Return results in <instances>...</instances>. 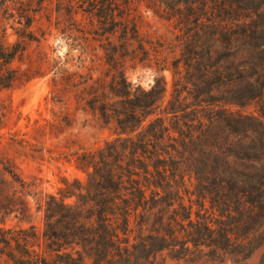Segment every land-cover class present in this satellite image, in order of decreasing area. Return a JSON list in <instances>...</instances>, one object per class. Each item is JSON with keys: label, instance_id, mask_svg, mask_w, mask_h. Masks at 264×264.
I'll return each mask as SVG.
<instances>
[{"label": "rangeland", "instance_id": "obj_1", "mask_svg": "<svg viewBox=\"0 0 264 264\" xmlns=\"http://www.w3.org/2000/svg\"><path fill=\"white\" fill-rule=\"evenodd\" d=\"M92 9L87 0H0V22L7 30L8 43H17L24 49L11 65V70L16 71L15 82L9 88H0V155L17 164L21 177L32 190L58 199L70 197L67 203L90 207L88 216L94 212L92 196L86 192L95 190L98 175L110 174L119 165L139 172V162L150 165L151 171L153 166H164L125 147L127 137L120 135L118 114L107 121L95 113L93 93L103 89L105 98L120 112L128 104L126 80L136 93L132 103L150 106L143 129L134 133V139H142L164 123L169 130L166 134L175 137L177 144L166 136L160 149L172 153L180 142L179 132L187 130L185 124L198 127L196 118L206 122L211 109L222 108L216 103L175 113L198 104L189 95L192 88L187 80L191 76L185 67L188 59L196 58V47L206 48L213 40H219V46L228 48L230 43L225 38L248 32L250 39L235 41L233 50H224L215 57L218 66L229 68L235 75L243 64L256 63V50L253 52L252 47L264 39V0H98L97 9ZM25 14L34 18L30 28L22 18ZM111 15L115 17L114 23L104 26V19ZM198 54L205 58L204 51L199 50ZM229 55L236 56L231 63L225 59ZM71 77L87 84L73 88L69 84ZM206 92V86H201L199 94ZM224 92L220 89L217 96ZM235 108L244 115L258 116L260 110L264 111V101H249ZM116 146L122 152L120 161L111 159L97 172L94 168L89 173L85 171L83 160L87 150L95 152L98 160L97 151L109 153ZM203 149L202 144H196L189 151L181 150V154H186L184 165L169 172L172 197L180 196L175 208L181 203L186 207L192 205L194 221L196 214H206V187L200 180L202 175H198L205 171L200 164ZM161 156L168 157L164 153ZM28 201L35 214L36 202L32 197ZM165 211L166 208H157L147 216L133 219V237L139 236L141 224L153 230ZM240 219L241 216L233 215L225 221L236 226ZM30 220L20 222L11 218L6 226L28 229ZM35 224L43 228L39 220ZM252 225L246 215L236 237L245 236L247 227ZM176 230L177 236L184 238L182 227L177 226ZM202 250L186 252L178 247L158 253L157 262L204 264L209 251ZM145 254L139 248L137 262H143ZM261 255L262 250L256 251L249 263L259 264ZM0 264L10 263L0 257Z\"/></svg>", "mask_w": 264, "mask_h": 264}, {"label": "trees", "instance_id": "obj_2", "mask_svg": "<svg viewBox=\"0 0 264 264\" xmlns=\"http://www.w3.org/2000/svg\"><path fill=\"white\" fill-rule=\"evenodd\" d=\"M87 1L95 11L98 0ZM22 18L27 21L28 28L32 27L34 18L29 14ZM104 21V26L111 25L115 17L107 16ZM250 38L248 32L234 33L229 40L225 38L230 43L228 48L219 46V40H213V44L206 48L197 46L194 50L196 58L187 60L186 72L191 76L187 81L192 88L189 95L198 104H190L185 111L175 113H186L192 107L202 108L216 103L222 108L211 109L206 122L196 118L194 121L198 127L185 124L187 130L179 132L180 142L172 153L160 149L166 136L175 143L177 141L171 134H166L169 130L164 123L143 135L142 139H134V133L143 129L150 106L132 103L136 93L126 80L128 104L120 112L111 100L105 98L103 89L93 93L95 113L107 121L114 113L118 114L116 121L121 129L120 135L127 137L125 147L135 155L164 166H153L154 171H151L150 165L139 162L141 168L136 167L139 172H132L128 165H119L110 174L98 175L100 179L95 190L86 192L92 196L94 213L91 216L87 213L90 207L67 203L70 197L58 199L37 189L32 190V186L21 177L17 164L0 155V257L6 258L10 264H158V253L180 247L186 252L194 250L199 253L207 249L208 260L204 264H226L227 261L230 264H250L254 253L262 250L259 264H264V111L260 110L258 116H248L234 109L249 101H264V39L256 47L248 45L253 52L256 50V63L243 64L235 70V75L229 68H222L215 62V57L222 51L234 49L235 41ZM199 50L204 51L205 58L198 54ZM22 51L24 49L19 44L8 43L7 30L0 22V88H9L15 82L16 71L11 70V65ZM235 57L229 55L225 59L231 63ZM200 59L205 63L202 64ZM69 79L73 88L87 84L86 81L77 82L74 77ZM243 85L247 89L233 90ZM201 86H206V93L199 94ZM222 88L225 92L217 96ZM196 144L204 147L200 152L203 155L200 164L204 165L205 171L198 175H202L200 180L206 187L203 196L206 214H196L197 220L194 221L192 205L186 207L181 203L175 208L180 196L175 194L177 198L172 197L174 189L169 172L184 165L186 154L180 151H189ZM161 153L168 157L163 158ZM121 155L116 146L109 153L97 151V160L95 152L87 150L83 160L87 166L85 171L89 173L90 168H94L97 172L111 159L120 161ZM167 193L171 194L167 197ZM30 197L36 202L35 214H32L28 201ZM157 208L160 211L166 208L159 224L151 231L147 224H141L139 236L133 237L132 220L147 216ZM181 211L185 214H179ZM233 215L241 216L235 222L236 226L225 221ZM246 215L253 225L247 227L245 236L237 238V229ZM11 218L20 222L31 218L27 222L30 226L28 229L8 228L6 224ZM38 220L42 229L35 224ZM177 226L182 227L184 238L177 236ZM139 248L147 252L143 262L136 260Z\"/></svg>", "mask_w": 264, "mask_h": 264}]
</instances>
